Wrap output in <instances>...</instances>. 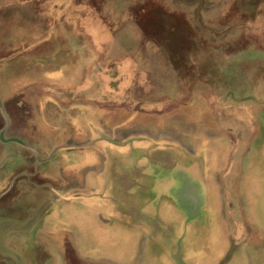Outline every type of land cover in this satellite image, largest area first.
I'll list each match as a JSON object with an SVG mask.
<instances>
[{
  "label": "crops",
  "instance_id": "crops-1",
  "mask_svg": "<svg viewBox=\"0 0 264 264\" xmlns=\"http://www.w3.org/2000/svg\"><path fill=\"white\" fill-rule=\"evenodd\" d=\"M70 2L57 12L67 19L49 30L57 41L39 61L40 77L9 93L0 88L9 106L8 127H0V202L9 192L12 212L0 214L11 238L10 246L0 243V264H16L8 262L10 253L25 259V245L34 239L59 264H66L67 247L73 264H264V169L256 166L264 161L243 156L238 132L264 127L257 109L228 111L220 97L216 109L210 110V98L198 109L190 95L164 109L176 98L158 96L160 68L154 76L139 70L123 54L135 52L137 43L122 45L115 32L92 24L82 28L81 11ZM112 62H119L117 76L105 75ZM99 81L138 84V110L100 108ZM121 94L124 101L130 92ZM134 126L137 134H127ZM177 127L217 135L203 134L198 154L193 148L178 157V146L199 137L187 131L183 145L171 134ZM232 132L238 135L230 145ZM23 208L26 217L17 216ZM151 244L162 248L156 252Z\"/></svg>",
  "mask_w": 264,
  "mask_h": 264
},
{
  "label": "rangeland",
  "instance_id": "rangeland-1",
  "mask_svg": "<svg viewBox=\"0 0 264 264\" xmlns=\"http://www.w3.org/2000/svg\"><path fill=\"white\" fill-rule=\"evenodd\" d=\"M37 1L0 0V88L3 94L20 87L26 79L40 77L39 61L42 56L49 54L50 47L52 49L57 41L56 38L48 36L49 30L55 29V20L67 19L64 15L57 16L58 9L63 4L61 2L67 3V0H51L53 3L43 4ZM70 1L71 6L76 7L78 12L81 11L82 28L92 24L93 28H105L115 32L116 41L122 45L137 43L139 48L135 52L128 51L123 54L133 57L139 70L147 75H156L155 72L160 68L163 82L157 85L160 87L156 91L158 96L162 97V101L176 98L172 105H169L170 102L164 104V109L183 105L189 95L198 109L203 99L207 98H210V110L213 107L216 109L214 99L220 97L224 99L228 111L238 108L245 114L246 111L257 109V119L264 121V0ZM22 2L28 4L23 6ZM123 33L135 35L127 37ZM110 65L105 75L117 74L119 62H112ZM118 75L123 76L119 73ZM96 86L100 108L118 110L124 107L135 113L141 105L138 84H119L114 81L106 84L100 82ZM121 91L130 92L124 101ZM8 107L0 99V127H8ZM136 117L130 114V118ZM176 129L171 134L176 135L183 145L189 144L182 141L187 131H192L199 137L194 143L187 145V148L178 146V157L189 154L193 148L198 154L195 145L200 142V137L203 134L205 137L216 134L203 127ZM137 132V127L134 126L127 134ZM238 132L241 143H245L241 149L243 156H252L259 159V162L263 159V162L264 127H258L250 134L245 127ZM238 132H232L233 135L229 136L230 145L235 142L234 135H238ZM121 136L122 133L116 131L114 138ZM100 138L108 137L102 132ZM230 149L227 148V154ZM241 150H237L238 155ZM163 153L165 155L166 152ZM210 153L222 154L218 148H211ZM256 166L264 169L263 163ZM260 183L264 184V181ZM11 184V181L7 182L5 189L9 190ZM260 188L264 192V186ZM8 193L0 202V214L6 217L12 215ZM259 201L260 206L262 203ZM36 202L38 199H35ZM261 207L264 209V204ZM26 212L23 208L15 214L26 217ZM8 231V227H0V243L4 246H8L7 243L10 246L11 243ZM17 246L20 250L23 249V244ZM247 246L243 245V248L246 249ZM25 247L28 249L24 254L25 259L18 260L10 253L11 260L8 262L59 264L52 253H47L45 245L35 239L28 241ZM153 247L156 252L162 248L157 244ZM242 251L245 253L246 250ZM66 252V264H73L71 247H67Z\"/></svg>",
  "mask_w": 264,
  "mask_h": 264
}]
</instances>
